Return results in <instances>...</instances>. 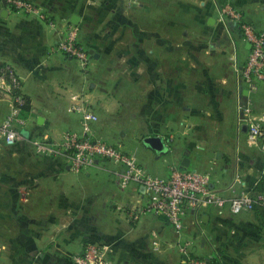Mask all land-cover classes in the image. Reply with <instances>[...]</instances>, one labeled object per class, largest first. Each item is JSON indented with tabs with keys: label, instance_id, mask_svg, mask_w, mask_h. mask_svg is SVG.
Returning a JSON list of instances; mask_svg holds the SVG:
<instances>
[{
	"label": "crops",
	"instance_id": "1",
	"mask_svg": "<svg viewBox=\"0 0 264 264\" xmlns=\"http://www.w3.org/2000/svg\"><path fill=\"white\" fill-rule=\"evenodd\" d=\"M35 1L47 8L46 15L50 13L56 20L47 23L42 18L43 14H27L14 10L5 0H0V65H9L14 69L21 81L18 91L26 97L30 105L25 118L26 122L19 129L20 137L10 147L14 149L12 154H15L16 161L22 163V166L29 167V163L33 160L39 163L36 165L39 168L11 169L0 175L3 178L4 191L8 195V198L5 197L3 201H0V241L4 242L3 252L10 259L11 264H74L73 255L82 251L86 243L96 238L105 242L111 241L102 235L104 230L100 229L99 232L93 230L95 226L93 224L96 222L93 223L91 220L92 208L107 210L108 203L104 201L102 207L103 204L93 206L89 202L75 200V195L83 188L84 180L107 178L106 175L96 170L103 162L99 160L94 167L76 172L68 168L62 156H49L37 153L34 149L33 142L37 138L59 140L65 130L80 127L78 114L68 109L72 92L84 93L93 104L98 114V120L93 125L95 133L133 154L149 172L167 174L170 165H182L185 159L188 165L183 166L204 171L210 170L212 185L227 196L234 195L241 190L264 194V150L259 147L262 154L254 152L255 149L247 144L246 137H242V141L245 139L242 149L239 147L240 138L233 136L226 138L223 134H218L211 140L208 137H198L196 139L200 144L195 142L188 144L192 149L195 146L211 144L217 146L212 150L206 149L204 153L190 151V148L185 147V143L179 140L174 150L173 147H168L169 155H164L167 152L166 138L168 137L165 134H146L162 137L165 145L162 151L153 149L144 141V138L140 141L135 139L128 144L117 140L113 134L117 124L114 118L109 116L117 113L120 101L114 98L108 89L102 88L99 81L93 79V69L99 63L101 54L98 52L99 58L93 55L89 67L83 69L78 60L62 54L55 48L56 43L64 38L68 25L74 24L71 17L74 13L78 14L75 8L81 4L85 7L89 0ZM182 1L196 6L197 17L201 23L205 24L204 34L215 40L208 44L209 48L213 47L216 56L215 59L208 61L202 59L193 61L192 58L185 56L180 58L178 65L186 62L181 59L188 60L190 67H196V63H199L198 66L202 67L204 72L203 78L197 81L198 85L189 87L187 73L182 75V71H179L180 66L176 70L177 73L171 74L172 76L163 74L166 71V65V67L170 65L175 67L177 62L165 61L166 64L163 61L160 62L150 56L149 52L153 48L148 49L149 55L146 61L149 73L146 81L152 90L151 96L179 100L177 104L170 102L174 107L168 111L169 114L186 108L201 114L215 115L212 116L214 122L221 121V108L224 106L223 100L226 97L233 101V109L239 103L241 95L245 100L246 97H251L256 112L264 113V83H261L255 92L248 94L243 90V94L240 93L238 74L232 59L229 61L231 69L227 73H207L209 67L213 68L214 64L221 63L217 59L221 52L219 49H225L226 44H229L230 56L233 52L230 37L216 20L217 12L213 1ZM218 1L225 2V0ZM230 1L244 12L247 21L259 28H264V0ZM151 12L148 10L146 14L150 15ZM78 15L81 21L82 17ZM147 32H150L149 28ZM157 39L161 42L167 40L157 35H154L152 40L159 43ZM235 39L239 49V60L242 64L247 55V42L240 37H235ZM177 44L182 45L183 43ZM87 49L89 51L92 48ZM161 66H164L163 72ZM167 72L169 74L170 69ZM189 97H202L206 99V102L208 98V103L204 102L203 105L194 107L195 109L191 105L190 107L182 105L181 99ZM12 102L13 92L9 84L6 80L0 79V121L11 110ZM179 123L183 124L184 120H180ZM217 128L219 131L222 130L219 126ZM236 129L238 133L246 136L244 126H236ZM174 132H179L176 136L186 134L182 126L175 127L169 135L171 140L175 136ZM182 136L180 138H183ZM21 144H27L29 148L22 150ZM226 146L232 148H224ZM210 152H219L221 156L212 157L209 155ZM114 165L117 168L121 167ZM112 172L115 173L112 177L114 182H111L113 190H109L107 181L108 184L103 188L106 190L107 186L110 195L115 197L116 206L121 209L119 212L116 210L118 218H120V223H123L125 216L128 220L130 219L128 211L125 215L122 208L124 206L129 208L135 204L142 205L147 197L136 183H131L124 189L121 188L118 183L121 169ZM124 192L126 193L125 199L121 198ZM203 215L206 220H203ZM187 218H190L188 226L195 228L196 234L189 233L188 227L183 235L201 236L200 244L194 249L196 254H212L205 253L204 250L208 244L216 250L218 242V246H223L220 253L221 258L223 257L221 259L223 264H264V210L260 207L252 211L232 213L228 206L219 209L211 205L203 208L200 225L193 223L191 214ZM133 222L135 223L133 229L139 233L155 231L162 242L159 252L177 251L175 242L180 235L162 217L147 212L138 221ZM95 227L99 229V225L96 224ZM207 237L216 243H212ZM122 238L124 237L111 241L116 243L115 247H112L113 250L115 248V252L123 251V243L120 244ZM140 238L138 237L135 241L137 245L140 243ZM133 257L134 264H164L166 262L156 261L152 255L147 256L139 247L138 253ZM141 258H146V261L143 262Z\"/></svg>",
	"mask_w": 264,
	"mask_h": 264
},
{
	"label": "rangeland",
	"instance_id": "2",
	"mask_svg": "<svg viewBox=\"0 0 264 264\" xmlns=\"http://www.w3.org/2000/svg\"><path fill=\"white\" fill-rule=\"evenodd\" d=\"M32 1L40 8L43 14L42 18L45 22L52 23L56 20L50 13L48 16L44 15L48 13L46 7L44 8L42 4L37 3L35 0ZM196 9L195 5L182 0H89L85 7L81 4V6L75 8L76 12L82 17L81 21L79 20L77 24L80 29L79 40L85 49L91 47L93 51L95 50L101 54L99 63L93 69V79L99 81V85L102 88L108 89L114 98L120 101L117 113L109 116L112 119L114 118L117 124L113 134L117 140L127 144L135 139L140 141L148 133L165 134L168 136V139L166 138L167 152L164 155H169L170 151L168 147H173L174 150L179 140L183 141L186 145L185 147L188 146L190 151L204 153L206 149L212 150L213 148H217V146L211 144L195 146L192 149L188 144L192 142L200 144L196 139L198 137H208L211 140L218 136V134H223L226 138L232 136L240 138L241 145L239 147L242 149L245 143V139L242 141V137H246L247 144L255 149L254 152L262 154L260 144L258 145V143L250 141L247 134L244 136V134L238 133L236 129V126L239 127L240 122H243L239 119L238 105H242L247 100H250L252 111L258 113L253 106L251 97H246L245 100L243 98L244 96L241 95L240 101L237 103L235 109H233V101L226 97L223 100L224 106L221 108V121L214 122L212 116L214 117L215 115L201 114L195 110L186 108L179 111L176 110L178 111L177 113L169 114L168 111L173 109V104H177L179 100L169 99L170 97L151 96L152 90L148 87L146 81L147 74L149 73L146 61L149 55L148 49L153 48L149 52L150 56L160 62L163 61L165 64V61L177 62L175 67L172 65L166 67V65V71L163 74L172 76L177 73L176 70L180 66L179 71H182V75L185 72L187 73L189 87L193 85L197 86L199 83L197 81L203 78L204 72L202 67L198 66L199 63L196 62V67H190L188 60L181 59V61L186 62L178 65L180 58L182 56L190 57L193 61L195 59L205 61L215 59L216 54L214 53V49L213 47L209 48L208 44V42L215 40L204 34L203 26L205 24L199 21ZM148 10L152 11L150 15L146 14ZM148 28L150 30L149 33L147 32ZM154 35L160 38H166L167 40L161 42V40L157 39L159 41L158 43L156 40H152ZM180 42L183 44H177ZM226 45L225 49H219L221 52L217 59L221 63L214 64L213 68L209 67L208 74H224L231 69V65L229 64V61H231V48L229 44ZM93 55L91 56V60L93 59ZM163 68L164 66H161L162 72ZM168 69H170L169 74L167 72ZM181 101L182 105L188 107L191 105L195 109L194 107L197 108L203 105L206 99L202 97H189L187 99H181ZM206 103H208V98ZM180 120H184V123L180 124ZM180 126L186 130L185 136L181 135L183 138H180V135L176 136L179 132H174L175 136L171 140L169 137L171 131L175 127L179 128ZM183 126L185 128L189 127V129H185ZM217 126L222 128V130L219 131ZM120 144L122 145V143ZM230 147L226 146L224 148L229 149ZM21 148L22 150L27 149L29 145L21 144ZM13 151L14 149L12 147L7 146L0 139V175L4 171L11 169L39 168V166H36L39 163L35 160L29 163V167L27 165L22 166V163L16 161L15 154H12ZM136 159L138 158L136 157ZM101 161L103 163L96 170L106 175L107 178H95L93 181L84 180L83 188L81 192L75 195V200H83L84 202L91 203L93 206L103 204L102 207L104 206V201L106 204L108 203L107 210L105 208H92L91 220L93 223L96 222L99 225V229H97L95 227L96 224H93L95 225L93 226V230L96 232H99L100 229L104 230L105 232L102 235L111 239V241L119 240V237H124L120 243H123V251L119 250V252H115L114 248L112 252V264H134L133 256L138 253V247L147 256L152 255L156 261H166L164 264H182V258L177 251L159 252L151 249L150 240L155 231L152 232L153 230H150L139 233L133 229V226H135L133 221H138L144 213L135 220L131 216L132 205L129 208L126 206L122 208L125 215L126 211H128L127 214L130 220L125 216L122 220L123 223H120V218H118L119 215L116 210L119 212L121 209L116 206L115 197L110 195L111 193L107 190V186L106 190L103 186L109 183V190H113L114 187L111 182H114L112 181V177L115 173L112 171L122 169V167L117 168L114 165L115 163L109 160ZM139 164L143 166L140 162ZM5 197L8 198V195L4 191L3 178L0 176V201H3ZM121 198H126L125 192ZM100 202L101 204H99ZM186 221L188 223H186L185 229H188L190 218H187ZM188 232L195 235L196 229L189 227ZM138 237H141L139 245L135 242ZM200 237L197 238V241H200ZM111 241L108 240L105 242L100 238H96L88 243L108 244L115 247L116 243ZM210 241L214 243V240ZM207 242L209 243V240ZM3 245L4 242L0 241V264H11L10 259L3 252ZM222 248L223 246H218L217 242L216 250H213L211 245L208 244L204 252L221 257L220 253ZM141 259L143 262L146 261V258Z\"/></svg>",
	"mask_w": 264,
	"mask_h": 264
},
{
	"label": "built area",
	"instance_id": "3",
	"mask_svg": "<svg viewBox=\"0 0 264 264\" xmlns=\"http://www.w3.org/2000/svg\"><path fill=\"white\" fill-rule=\"evenodd\" d=\"M5 1L14 10L42 15L40 8L32 0ZM212 1L217 12L216 20L233 43L231 59L238 74L239 92L242 94L243 90L248 94L255 92L260 84L264 83V28L247 21L244 12L232 1ZM235 33L250 43L242 64L239 60ZM79 36V26L70 24L64 38L56 43L55 48L62 54L78 60L80 66L87 69L91 54L80 43ZM0 79L7 81L12 92L21 86L19 76L9 65H0ZM24 103L23 94L13 93L11 110L0 121V139L7 146L16 143L20 137L19 129L26 122L21 116ZM250 103V100H247L246 103L238 105L239 119L243 121L240 122V127L244 126L248 139L259 143L264 150V113L252 111ZM68 109L78 114L80 127L65 130L59 140L35 139L33 142L35 151L49 156H62L68 168L76 172L94 167L99 160H109L121 166L119 186L124 189L131 183H136L147 197L144 204L132 205L131 216L136 220L142 213L149 212L166 220L180 235L175 247L182 258V264H223L221 259L218 262L214 261L212 254L198 255L194 252L195 247L200 244V241H197L198 237L183 235L189 214L193 223L200 225L203 208L211 205L219 209L228 206L232 213L252 211L256 207L264 210V194L241 190L227 196L212 185L210 170L172 164L167 174L149 172L139 164L133 154L95 133L93 125L98 120V115L84 93L72 92ZM161 247L162 242L154 232L151 249L160 251ZM112 250V246L108 244L87 243L82 251L73 255L72 259L75 264H112Z\"/></svg>",
	"mask_w": 264,
	"mask_h": 264
},
{
	"label": "water",
	"instance_id": "4",
	"mask_svg": "<svg viewBox=\"0 0 264 264\" xmlns=\"http://www.w3.org/2000/svg\"><path fill=\"white\" fill-rule=\"evenodd\" d=\"M80 20V16L76 13H74L71 17V21L74 24H78ZM235 37L238 38L239 34L235 33ZM247 47H250V43H247ZM89 52L91 54H94L95 57H98V53L94 52L93 49H90ZM144 141L149 144L153 149L157 150V151H162L164 149V141L162 139V137L160 135H147L144 137ZM210 156L212 157H220L221 154L219 152H210L209 153ZM182 165H188L187 161H185V159H183L182 161ZM203 220L205 219V215H203Z\"/></svg>",
	"mask_w": 264,
	"mask_h": 264
},
{
	"label": "trees",
	"instance_id": "5",
	"mask_svg": "<svg viewBox=\"0 0 264 264\" xmlns=\"http://www.w3.org/2000/svg\"><path fill=\"white\" fill-rule=\"evenodd\" d=\"M80 43H81V41H80ZM82 44V43H81ZM84 47V46H83ZM87 51H88V49H87ZM91 56H92V54H91ZM19 91L17 90V89H15L14 91H13V93H18ZM24 96V95H23ZM25 97V96H24ZM30 109V105H29V102H28V100L26 99V97H25V103H24V105H23V110L21 111V116L23 117V118H26V116H27V112H28V110ZM257 208V207H256ZM255 208V209H256ZM214 261H216V262H218V260L219 259H221V257L220 256H214Z\"/></svg>",
	"mask_w": 264,
	"mask_h": 264
}]
</instances>
